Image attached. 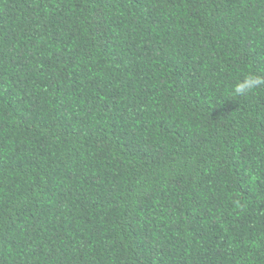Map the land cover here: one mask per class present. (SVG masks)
<instances>
[{"label": "trees", "instance_id": "16d2710c", "mask_svg": "<svg viewBox=\"0 0 264 264\" xmlns=\"http://www.w3.org/2000/svg\"><path fill=\"white\" fill-rule=\"evenodd\" d=\"M264 0H0V264H264Z\"/></svg>", "mask_w": 264, "mask_h": 264}, {"label": "clouds", "instance_id": "9594fccd", "mask_svg": "<svg viewBox=\"0 0 264 264\" xmlns=\"http://www.w3.org/2000/svg\"><path fill=\"white\" fill-rule=\"evenodd\" d=\"M261 85H264V77L248 74L233 86L232 92L235 96H246Z\"/></svg>", "mask_w": 264, "mask_h": 264}]
</instances>
